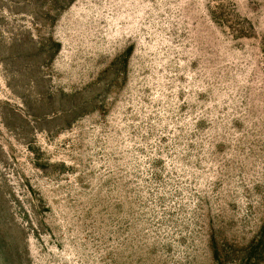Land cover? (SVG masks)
Instances as JSON below:
<instances>
[{"label":"rangeland","instance_id":"rangeland-1","mask_svg":"<svg viewBox=\"0 0 264 264\" xmlns=\"http://www.w3.org/2000/svg\"><path fill=\"white\" fill-rule=\"evenodd\" d=\"M0 264H264V0H0Z\"/></svg>","mask_w":264,"mask_h":264}]
</instances>
